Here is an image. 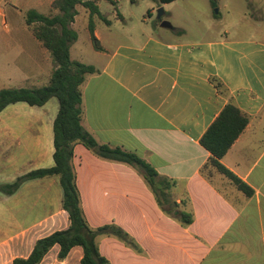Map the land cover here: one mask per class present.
Wrapping results in <instances>:
<instances>
[{"label": "crops", "instance_id": "1", "mask_svg": "<svg viewBox=\"0 0 264 264\" xmlns=\"http://www.w3.org/2000/svg\"><path fill=\"white\" fill-rule=\"evenodd\" d=\"M53 1L40 0L50 7L49 15L58 13ZM168 34L154 28L142 40L133 33L119 40L96 25L103 50H96L95 60L87 64L97 71L82 85V124L100 144L135 153L160 176L176 181L174 198L179 202L188 195L194 221L183 227L162 211L135 169L77 144L73 163L87 221L93 228L118 225L143 250L139 254L114 237H101L99 249L110 264H264V32L256 37L226 31L190 41ZM18 43L7 49V56L17 48L30 55V44ZM15 60L6 62L15 66ZM18 66L16 73L0 67V87L32 85L30 72ZM213 77L225 84L228 95L218 91ZM230 99L248 115L249 124L221 162L253 190L250 197L216 171L210 177L201 173L211 154L200 140ZM50 100L43 106L18 102L0 113V168H8L0 173V186L54 166L60 105L51 106ZM21 103L30 107L17 109ZM57 198L52 212L27 222V216ZM0 215L8 231L0 239V261L16 247L22 252L16 257H28L38 239L70 225L56 176L28 180L11 194L0 191ZM59 251L54 246L43 262L51 256L52 263L81 264L82 247L73 248L63 261Z\"/></svg>", "mask_w": 264, "mask_h": 264}, {"label": "trees", "instance_id": "2", "mask_svg": "<svg viewBox=\"0 0 264 264\" xmlns=\"http://www.w3.org/2000/svg\"><path fill=\"white\" fill-rule=\"evenodd\" d=\"M99 1L101 0H54L52 8L58 11L56 14L46 15L35 9L28 11L26 23L32 27L34 36L42 46L51 53L56 68L49 83L42 87L0 90V113L11 104L25 102L31 106H43L54 97L58 99L60 105L54 122V166L32 171L13 184L0 186V191L11 194L28 180L59 177L63 189V209L68 212L70 219L68 228L38 239L28 257H16L12 264H41L56 245L60 246L58 254L60 261L65 260L73 248L82 247L84 254L81 264H110L100 252L98 241L100 237H114L135 252L143 253L135 238L118 225L113 223L93 228L88 223L82 208L77 171L73 163L77 144L84 145L102 159L124 163L135 169L154 194L162 211L183 227H188L194 221V212L188 195L182 197L179 202L174 198L176 181L160 176L153 166L135 153L120 147L100 144L82 124V85L86 77L97 70L91 65L72 59L71 46L78 40V33L72 28V24L79 13L77 7H84L90 14L88 28L92 44L95 50L102 51L103 47L95 35V19L99 18L108 25L111 21L101 12ZM107 1L115 3V0ZM158 1L168 4L176 0ZM212 6L215 8L217 2L212 1ZM214 15L218 17L217 14ZM173 30L176 32V28ZM211 81L221 94L228 95V89L220 79L213 77ZM248 124V115L234 103L233 99H230L204 133L200 143L211 154L210 159L201 169L202 175L210 177L212 171H216L250 197L253 190L221 162Z\"/></svg>", "mask_w": 264, "mask_h": 264}, {"label": "rangeland", "instance_id": "3", "mask_svg": "<svg viewBox=\"0 0 264 264\" xmlns=\"http://www.w3.org/2000/svg\"><path fill=\"white\" fill-rule=\"evenodd\" d=\"M212 1L217 2L215 8L212 6ZM40 4H42L40 0H0V67L14 73H16V66L24 67L25 71L32 75L30 81L32 85L23 87L32 89L48 84L56 68L52 55L45 52L44 48L33 40L32 27L26 23L27 12L30 10L35 9L49 15L50 7ZM98 5L105 17L112 21V25L109 26L96 18L97 27L103 34L112 33L114 38L119 40L127 39L129 33L136 34L134 38L142 40L144 32H151L154 28L161 29L157 18L160 8H164L165 11L162 18L176 28V32L166 29L171 36L168 35L178 40L208 39L224 34L226 31L231 34L261 37L264 32V0H176L168 4H162L158 0H115V3L102 0ZM77 9L79 13L72 28L78 33V40L71 46V55L74 60L89 64L95 60L96 55L88 28L90 14L82 6H78ZM216 9L219 10L218 13L215 12ZM149 11H152L151 15ZM119 14L121 15L118 16ZM145 19L148 21L145 22ZM29 38L31 42H28ZM18 42L24 44L25 47L27 43L30 44V55L17 53V48L15 52H10V56H7V49L11 45L16 46ZM8 59H16L15 66L8 64L6 62ZM1 83H4L2 79H0ZM7 87L18 88L16 85H4L0 87V90ZM21 104L23 106L17 109L30 107L25 103ZM49 104L51 106L58 104L57 98L51 99ZM7 171L8 168H0V173L5 174ZM58 202V198L48 200L46 208L41 207L39 213H31L26 217L27 222L42 219L56 208ZM2 220L3 217L0 215V239L5 238L8 232L7 225L3 224ZM18 222L16 221V232L20 228ZM51 228L54 230L57 227L53 225ZM33 239L34 237L26 244L32 243ZM100 239L101 237L98 241ZM21 253L16 247L13 254L8 253V255L1 256L0 264H10L12 258ZM42 264L61 263L58 260L52 263L51 256H48Z\"/></svg>", "mask_w": 264, "mask_h": 264}, {"label": "water", "instance_id": "4", "mask_svg": "<svg viewBox=\"0 0 264 264\" xmlns=\"http://www.w3.org/2000/svg\"><path fill=\"white\" fill-rule=\"evenodd\" d=\"M215 12L218 13L219 10L216 9ZM164 14H165L164 8H160L158 10V15H157L158 20L161 19L164 16ZM160 26H161V28H164V29H169V30H173L174 29V26L170 22H168L166 20H163L161 22Z\"/></svg>", "mask_w": 264, "mask_h": 264}, {"label": "flooded vegetation", "instance_id": "5", "mask_svg": "<svg viewBox=\"0 0 264 264\" xmlns=\"http://www.w3.org/2000/svg\"><path fill=\"white\" fill-rule=\"evenodd\" d=\"M164 20V18L159 19V24H161V22Z\"/></svg>", "mask_w": 264, "mask_h": 264}]
</instances>
